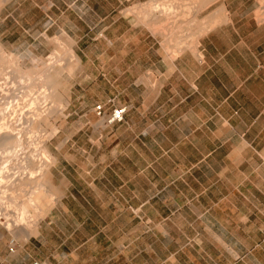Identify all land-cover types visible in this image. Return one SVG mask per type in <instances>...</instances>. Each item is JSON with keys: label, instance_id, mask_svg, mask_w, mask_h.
Here are the masks:
<instances>
[{"label": "crops", "instance_id": "1", "mask_svg": "<svg viewBox=\"0 0 264 264\" xmlns=\"http://www.w3.org/2000/svg\"><path fill=\"white\" fill-rule=\"evenodd\" d=\"M12 1L18 6L0 22L12 18L24 31L37 4L30 0L24 10V1ZM233 28L209 32L199 44L202 59L185 52L166 61L159 54L140 71L132 65L126 76L152 72L155 93L140 104L113 105L125 107L123 120L104 124L98 160L66 185L55 204L60 210L52 208L51 221L28 242L60 213L74 225L66 237L79 241L62 253V264H93L95 257H84L89 252L108 254L101 264L244 258L243 205L245 199L253 205L256 190L264 195V53L235 50L249 32ZM34 249L8 252L0 245V264H51L52 250L40 256Z\"/></svg>", "mask_w": 264, "mask_h": 264}, {"label": "rangeland", "instance_id": "2", "mask_svg": "<svg viewBox=\"0 0 264 264\" xmlns=\"http://www.w3.org/2000/svg\"><path fill=\"white\" fill-rule=\"evenodd\" d=\"M21 1H24V10L31 6L30 0ZM147 1L35 0L37 14L31 23L24 25V31L21 25L14 24L12 18L0 22V47L10 56L23 57L24 60L21 59L20 63L23 70L44 64L54 50H58L60 57L64 59L61 60L62 63L67 61L65 56L68 50L77 58V61L70 62V69L63 70L57 86L59 91L56 89L65 103L60 107L65 108L57 106L60 112H54L55 116L52 115L53 118L51 117L47 124H41V128L44 127L42 129L46 132L43 137L50 134L53 127L58 129L47 142L50 153L57 157V163L48 175L47 189L54 193L53 197L58 196L59 199L66 185L69 182L76 183L78 176L87 171L93 160L97 161L100 156L95 144H98L99 134L104 133V123L95 114V105H102L106 115L113 105H125L131 101L140 104L143 96H152L155 93L157 79L150 71L144 72L141 77L126 76L132 65H137L135 69L140 71L150 61L155 63L159 54H163L166 61L174 58L169 55L172 48L165 49L161 46L164 37L159 35L160 30L151 35L147 28L132 26L119 13ZM6 4L5 10L3 5L0 7L1 18L6 10L10 11L13 6H18V2L12 0H7ZM256 5L255 0H231L228 11L236 22L247 23L252 20V10ZM215 10L216 5L201 10L198 17L202 19ZM189 16L187 20H190ZM99 17L101 19L98 24ZM46 24L51 26L47 31H43L42 27ZM28 27L32 28L29 32ZM245 29L244 33L247 34L249 30ZM186 30L184 34H188L191 28ZM263 50V46H260L256 52L263 54ZM260 57L264 60L263 56ZM50 104L57 109L53 102L50 101ZM260 180L263 188L264 174H261ZM56 202L39 220L38 229H44L45 222L51 221L52 208L54 211L56 207L60 210L59 204L55 206ZM243 212L245 254L236 264H264L263 191L259 197L256 190L253 205L250 200L245 199ZM60 215L53 214L51 228L39 239L31 238L30 242L28 238L34 234L27 237L15 236L0 225V245L8 252H12L13 246L16 249L24 246L34 247L36 250L33 251L40 256L52 250L49 262L62 264V253L67 248L76 246L79 241L76 236L66 237L74 225H67ZM41 246L46 248L41 250ZM107 256L108 254L100 252L84 254L86 258L95 257L93 264H101Z\"/></svg>", "mask_w": 264, "mask_h": 264}, {"label": "bare ground", "instance_id": "3", "mask_svg": "<svg viewBox=\"0 0 264 264\" xmlns=\"http://www.w3.org/2000/svg\"><path fill=\"white\" fill-rule=\"evenodd\" d=\"M6 1L0 0V7ZM255 2L252 20L247 23L232 18L228 11L231 0H148L119 13L132 26L147 28L151 35L160 30L164 37L161 46L172 48L170 56L188 52L202 59L199 44L209 32L236 26L249 33L240 37L235 50L241 53L242 48L255 55L260 46L264 49V0ZM214 5V12L198 17L201 10ZM188 27L190 32L184 34ZM66 52L64 63L54 50L44 64L23 70L22 58L10 56L0 47V225L15 236L36 234L39 220L58 199L47 189L49 172L57 163L47 142L58 129L53 127L43 137L46 132L41 124H47L57 106L65 104L57 93L59 77L71 68L72 60L77 61L69 50Z\"/></svg>", "mask_w": 264, "mask_h": 264}, {"label": "built area", "instance_id": "4", "mask_svg": "<svg viewBox=\"0 0 264 264\" xmlns=\"http://www.w3.org/2000/svg\"><path fill=\"white\" fill-rule=\"evenodd\" d=\"M95 114L103 120L104 124L121 122L124 117L125 107H112L108 114L105 115L102 105L97 104L94 107ZM36 264V263H35Z\"/></svg>", "mask_w": 264, "mask_h": 264}]
</instances>
